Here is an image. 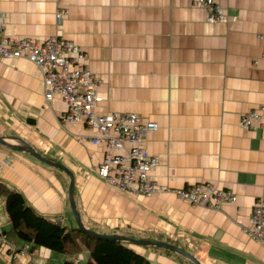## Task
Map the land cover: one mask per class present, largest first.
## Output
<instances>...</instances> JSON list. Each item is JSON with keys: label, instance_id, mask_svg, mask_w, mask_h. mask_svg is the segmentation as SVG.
Masks as SVG:
<instances>
[{"label": "crops", "instance_id": "0c3cea01", "mask_svg": "<svg viewBox=\"0 0 264 264\" xmlns=\"http://www.w3.org/2000/svg\"><path fill=\"white\" fill-rule=\"evenodd\" d=\"M215 1L224 22H207L193 0H0L5 35L40 41L55 34L84 52L99 77L96 113L132 112L157 123L144 145L158 160L150 176L163 190L124 193L100 177L97 166L110 150L92 143L97 132L81 121L60 124L65 103L58 95L45 99L41 73L25 58L0 59V137L70 170L88 229L168 242L200 264H264V247L249 234L251 207L264 196V125L239 124L264 102V0ZM0 163L3 185L37 213L76 227L64 171L1 144ZM198 182L236 198L213 209L172 192ZM5 193L0 235L10 230ZM25 242L28 250L12 258L10 243ZM124 243L152 264H193L160 246ZM88 257L84 246L58 253L0 240V264H87Z\"/></svg>", "mask_w": 264, "mask_h": 264}, {"label": "built area", "instance_id": "2783aa9c", "mask_svg": "<svg viewBox=\"0 0 264 264\" xmlns=\"http://www.w3.org/2000/svg\"><path fill=\"white\" fill-rule=\"evenodd\" d=\"M193 2L205 11L207 22L226 21L223 9L215 0ZM63 11L56 8L57 21ZM3 25L4 15L0 10V59L25 58L32 62L41 73L45 99L58 95L66 105L59 117L60 124L81 121L97 132L90 139L92 143L102 142L110 150L97 166V174L124 193L147 196L163 190L150 176L158 160L147 152L144 145L145 136L157 129V123L132 112L96 113L94 104L102 99L96 89L99 77L84 63V52L76 44L55 34L40 41L8 36L3 32ZM239 124L246 129L264 125V102L241 114ZM2 169L0 163V176ZM8 190L9 187L0 182V194ZM172 192L190 204L213 209H219L236 198L230 190L206 182L192 183ZM249 234L264 247V196L251 207ZM0 240L5 241L4 234L0 235ZM28 245V242L21 246L10 243L11 257L25 253Z\"/></svg>", "mask_w": 264, "mask_h": 264}, {"label": "trees", "instance_id": "16d2710c", "mask_svg": "<svg viewBox=\"0 0 264 264\" xmlns=\"http://www.w3.org/2000/svg\"><path fill=\"white\" fill-rule=\"evenodd\" d=\"M4 203L10 222V230L2 232L6 237L31 241L33 247L44 246L58 253L78 252L84 246L89 251L87 264H152L120 240L94 237L46 218L16 190L6 191Z\"/></svg>", "mask_w": 264, "mask_h": 264}, {"label": "water", "instance_id": "95a60500", "mask_svg": "<svg viewBox=\"0 0 264 264\" xmlns=\"http://www.w3.org/2000/svg\"><path fill=\"white\" fill-rule=\"evenodd\" d=\"M0 144L1 145H5L8 146L10 148L16 149V150H26L28 152H30L31 154H33L35 157H37L38 159H40L41 161L50 164L52 166H55L59 169H61L62 171H64L68 177H69V186H68V200L71 206V210H72V214L74 216L75 222H76V227L79 230H82L88 234H90L91 236L94 237H104V238H111V239H116V240H120L122 242H129L131 244H136V245H156V246H160L169 250H172L182 256H184L185 258L189 259L193 264H200L199 260L194 257L190 252L186 251L185 249H182L176 245L170 244L168 242H164V241H158V240H147V239H138V238H134V237H128V236H121L118 234H102V233H98L94 230L88 229L86 228L79 215L78 212L75 208V204L72 198V192H73V177H72V173L70 172V170L63 164L61 163H57V162H52L46 158H44L43 156H41L39 153H37L36 151H34L32 149L31 146H29L28 144H26L25 142H22L21 145H15V144H11L9 141L5 140V138L0 137Z\"/></svg>", "mask_w": 264, "mask_h": 264}, {"label": "bare ground", "instance_id": "6f19581e", "mask_svg": "<svg viewBox=\"0 0 264 264\" xmlns=\"http://www.w3.org/2000/svg\"><path fill=\"white\" fill-rule=\"evenodd\" d=\"M97 176V175H96Z\"/></svg>", "mask_w": 264, "mask_h": 264}]
</instances>
